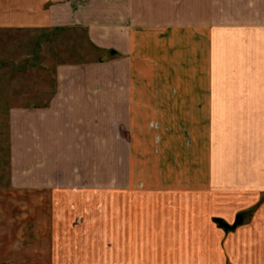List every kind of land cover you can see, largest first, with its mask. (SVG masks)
Wrapping results in <instances>:
<instances>
[{
  "label": "rangeland",
  "instance_id": "rangeland-1",
  "mask_svg": "<svg viewBox=\"0 0 264 264\" xmlns=\"http://www.w3.org/2000/svg\"><path fill=\"white\" fill-rule=\"evenodd\" d=\"M92 1L51 0L48 27H0V264H80L75 261L77 254H90L76 241L82 231L62 230L75 219L73 214L63 216L58 210L69 203L75 207V200L66 193L54 198L32 193V180L68 185L77 174L103 178L125 172L130 173L129 179H136L138 188L107 190L111 194L97 191L95 195L102 200V204L97 203L99 212L107 206L119 215L128 208L134 211L131 218H141V229L128 232L132 244L123 250L131 260L146 259L150 264L156 259L157 264H200V259L201 264H264V216L258 215L264 210V190H260L264 186V120L211 118L208 129L204 126V135H199L209 140V144L204 143V147L208 144L207 154L196 144L194 151L186 150L189 144L181 139L189 135L184 133L172 135L168 140L172 143L166 142L172 145L157 150L165 143L158 145L157 138L166 137L157 134L163 126L157 121V109H148L153 105L148 100L156 96L157 101V33L144 29L150 34L135 35L132 56H123L111 47L100 49L89 40L88 27L83 24L84 17L104 11L101 0L90 4ZM236 2L226 0L227 16L234 12L242 13L241 17L253 12L255 19L264 16V0L251 1L253 11L236 8ZM197 13L201 14V8ZM124 60L135 79L148 82L135 88V94L145 95L146 110L128 123L98 117L89 127L81 118L75 127L64 125L59 130L64 131L66 142L60 144L71 148L58 155L60 141L53 138H57L55 134L48 135L56 119L48 110L57 94L59 69L74 67L77 78L84 80L90 77L91 64ZM117 125L122 139L126 134L131 139L129 148L125 140L114 136ZM87 128L93 132L92 148H73L67 142L76 137L73 130L86 133L89 141ZM104 139L105 149L100 146ZM201 152L209 168L193 165L197 156L201 162ZM43 154L47 162L32 165L40 163ZM157 180L165 188L158 187ZM189 180L194 181L191 184ZM158 203L163 206L158 207ZM235 212L243 216V224L233 232H223L218 220L231 225ZM36 223H42V229ZM159 225L169 231L158 232ZM164 236L169 237L166 245ZM114 241L97 253L122 254L123 241L120 245Z\"/></svg>",
  "mask_w": 264,
  "mask_h": 264
},
{
  "label": "crops",
  "instance_id": "crops-1",
  "mask_svg": "<svg viewBox=\"0 0 264 264\" xmlns=\"http://www.w3.org/2000/svg\"><path fill=\"white\" fill-rule=\"evenodd\" d=\"M96 1L93 0L90 4ZM101 1L104 11L97 16L84 17L83 22L88 27L89 40L100 49L111 47L123 56H132L133 47L137 45L134 41L135 35L150 34L144 29L157 33V101L154 99L156 96L148 100L153 104L148 109H157V121L162 122L163 125L158 127L157 134L159 132V135L166 136L157 138L158 145L165 142L164 146H160L157 150L172 145L166 143H172L168 141L173 139L172 135L184 133L189 135L181 139L183 144H189L186 150L191 148L194 151L196 144L207 154L209 140L200 138L199 135H204V126L208 129V120L211 118L264 120L263 15L256 19L252 16L253 12H248L250 15L243 17H241L242 13L238 14V12H234L233 16H227L224 10L226 0ZM236 1L234 4L236 8L247 7V11L253 3L251 2L253 0ZM50 2L51 0H0V27L33 28L38 27L37 24L43 28L48 27L51 21L48 9ZM199 8L201 14L197 13ZM97 37H105L106 42L95 41ZM126 64L128 63L125 60L91 64L90 77L84 80L77 78L79 73L75 72L74 67L64 66L59 69L57 94L48 110L56 119L52 124L54 127L51 129L52 133L48 135L55 134L57 138L54 136L53 138L60 141L57 146L62 149L58 148V155L59 151L65 154L66 149L71 148L63 143L60 144L65 133L59 129H63L64 125L69 123L75 127L78 124L76 120L81 118L85 119L89 127L93 119L98 117L115 121L121 119L128 123L130 119L136 118L139 113L146 110L145 95L135 94V88L145 86L148 82L143 78L135 79V75L130 73V70H133ZM154 102H157V107L154 106ZM118 127L119 125L113 128L114 136L117 140L123 142L125 140L128 147L131 139L128 134L122 139V131ZM73 131L76 137L67 141L71 142L73 148H80V145L81 148H87L94 144L91 130L87 133L88 139L90 137L89 141L86 133H82L81 130ZM104 141L100 146L105 149L106 139ZM205 141H208V144L204 147ZM109 148L111 149L110 146ZM204 155L201 152V162L197 156L193 165L209 168V162L207 159L204 160ZM45 159L48 160L43 154L38 159L40 163L32 165L45 164L47 162ZM128 167L130 168L129 160ZM131 168L133 169V166ZM129 177L130 173L126 174V172L123 175L112 174L103 178L77 174L72 177L68 185L57 183L51 186L50 181L40 184V180H32L31 186L29 181L26 182V187H32V193L41 192L44 194L43 197L50 194L54 198V196L59 197L58 193H66L69 198L75 200V207H70L69 203L58 211L63 216L73 214L75 219L74 224L71 226L67 224L62 230L67 228L68 231H82V235L80 234L76 241H80L78 246L82 244L90 254L78 253L75 258L78 263L150 264L149 260L145 259L144 262L138 258V261L131 260L129 254H124L132 244L128 232L141 229L139 227L141 218L139 216L131 218L134 211L128 208L120 210L119 215L114 214L107 206L101 207V212L97 208L98 202L102 204V200L95 195L97 191L111 194L112 192L108 191L138 188L136 179ZM203 180L206 181V177ZM191 181L194 180H189V183ZM157 183L160 184L158 187L165 188L161 181L157 180ZM260 190H264V186ZM161 206L163 204L158 203V207ZM263 214L264 210L258 213L259 216H264ZM234 215L233 223L237 216H241L242 221L228 232L235 231L243 224L244 219L240 212H235ZM36 224L40 229L42 223ZM158 230L166 233L168 229L164 225H159ZM257 231H261L259 226ZM259 236L263 237V234L260 233ZM165 240L169 241V237L164 236V245L168 244ZM113 241L117 245H120L119 241H123L122 254L97 253V250L108 247ZM157 261L156 259L155 264ZM197 261L201 264L202 259Z\"/></svg>",
  "mask_w": 264,
  "mask_h": 264
},
{
  "label": "water",
  "instance_id": "water-1",
  "mask_svg": "<svg viewBox=\"0 0 264 264\" xmlns=\"http://www.w3.org/2000/svg\"><path fill=\"white\" fill-rule=\"evenodd\" d=\"M241 221H242L241 216H237L235 218L234 223L231 226H229L228 224L224 223L222 220H218V224H219V227L221 229H223L225 231H228V230L234 229L237 225H239L241 223Z\"/></svg>",
  "mask_w": 264,
  "mask_h": 264
}]
</instances>
